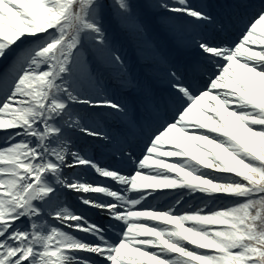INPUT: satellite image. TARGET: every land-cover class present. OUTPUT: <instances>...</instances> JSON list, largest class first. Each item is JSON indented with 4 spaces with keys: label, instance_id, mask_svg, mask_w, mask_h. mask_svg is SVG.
I'll return each mask as SVG.
<instances>
[{
    "label": "snow or ice",
    "instance_id": "1",
    "mask_svg": "<svg viewBox=\"0 0 264 264\" xmlns=\"http://www.w3.org/2000/svg\"><path fill=\"white\" fill-rule=\"evenodd\" d=\"M0 264H264V0H0Z\"/></svg>",
    "mask_w": 264,
    "mask_h": 264
},
{
    "label": "bare ground",
    "instance_id": "2",
    "mask_svg": "<svg viewBox=\"0 0 264 264\" xmlns=\"http://www.w3.org/2000/svg\"><path fill=\"white\" fill-rule=\"evenodd\" d=\"M96 179V178H95Z\"/></svg>",
    "mask_w": 264,
    "mask_h": 264
}]
</instances>
